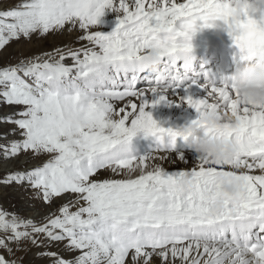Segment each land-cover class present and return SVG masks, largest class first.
<instances>
[{
	"label": "snow or ice",
	"instance_id": "snow-or-ice-1",
	"mask_svg": "<svg viewBox=\"0 0 264 264\" xmlns=\"http://www.w3.org/2000/svg\"><path fill=\"white\" fill-rule=\"evenodd\" d=\"M106 8L121 14L116 29L92 31ZM229 12L230 4L221 0H22L0 10V50L11 41L77 26L85 33L80 39L92 45L0 67V103L20 109L3 122L22 136L0 151L5 158L28 152L50 157L30 171L9 174L3 183L27 184L49 205L74 197L43 223L0 208V250L7 254H0V264H22L17 252H27L28 245L61 243L79 255L74 260L55 251L38 255L53 264H153L154 257L160 264H264V112L249 113L226 87L210 81L200 85L210 88L206 98L180 97L200 115L209 108L232 111L239 125L212 131L233 139L239 151L224 163L199 159L169 172L164 162L188 164L171 151L177 138L188 136L161 127L147 110L168 100L170 89L187 91L196 83H189L191 68L183 59L191 45L175 38ZM238 28L235 43L243 52H264V27L248 17ZM150 47L164 57L155 74L139 66ZM138 133L157 138L160 146L138 155L132 149ZM102 171L110 176L97 178ZM185 176L192 179L187 189L179 184ZM220 176L240 181L242 191L216 209Z\"/></svg>",
	"mask_w": 264,
	"mask_h": 264
},
{
	"label": "clouds",
	"instance_id": "clouds-1",
	"mask_svg": "<svg viewBox=\"0 0 264 264\" xmlns=\"http://www.w3.org/2000/svg\"><path fill=\"white\" fill-rule=\"evenodd\" d=\"M155 3V0H153ZM230 4V12L226 16L218 13L209 20L210 26H198L195 33L188 37H176L178 43H188L191 51L183 59L191 68L196 60L192 39L198 31L214 28L219 32L231 33L234 45L240 55L236 59L234 71L223 78L220 84L226 87L233 99L249 110V113L264 112V52L248 55L235 43L239 32V22L251 17L258 25L264 27V0H221ZM118 13V10L111 9ZM164 62L161 50L157 47L144 49L139 61L140 68L148 73H158ZM212 82V81H210ZM239 125L237 116L232 111L209 108L199 116L198 124H187L180 131L187 134L189 147L194 150L200 160L212 163H224L233 160L239 151L237 143L230 138L214 134L212 130L235 128ZM191 177L185 176L179 184L187 189L191 186ZM220 197L215 202V208H222L228 201H234L241 193V182L234 177L220 176L217 178ZM255 264V262H254Z\"/></svg>",
	"mask_w": 264,
	"mask_h": 264
},
{
	"label": "bare ground",
	"instance_id": "bare-ground-1",
	"mask_svg": "<svg viewBox=\"0 0 264 264\" xmlns=\"http://www.w3.org/2000/svg\"><path fill=\"white\" fill-rule=\"evenodd\" d=\"M179 2H184V0H179ZM0 7H1V5H0ZM104 14H107V16L100 19V22L97 25V28L91 29L92 31L99 30L105 34H109L116 29L117 25L119 24L120 18H122L121 14L117 13L114 10L107 9V8L105 9ZM63 31L50 33V36L48 37V39H49V41H51L50 42V43H52L51 45L56 44V43L60 44V45H58L55 48H51L48 51H45V54H53L54 55L57 49L67 51L68 49L78 50V49L83 48V47H89V48L92 47V45L89 44L88 41L80 39V37L85 34L84 30L80 29L78 34H73L71 32L72 35L69 38H67V37L65 38L64 37L65 35L64 36L62 35ZM81 31L83 34H81ZM192 44L194 46V53L193 54L195 57H198L199 54H201L203 52L215 54L217 51H220V46H216L215 44H213V40H211V39L199 38V37L194 36L192 39ZM225 47H226L225 51L228 52V54L234 53L233 49H234L235 45L233 42H230L228 44V46H225ZM25 48H26V46H25ZM6 56H7V53L4 52L3 55L1 54L0 58L4 59V58H6ZM45 58H47V57L45 56ZM55 58L58 59V57H55ZM65 63L71 64L72 60L70 58H68L65 61ZM209 71H210V69H207V70H191L188 73L189 83L192 80H195L196 83L192 84V86L187 91H185L184 88L170 89L169 92L167 93V95L169 97L168 100L162 101L161 103L156 104L154 107L151 105L149 106V108L147 110L151 112L153 118L159 123V125L161 127L173 128L175 130H180L182 127L186 126L187 124L192 123L194 120H197L199 118L200 114L196 111V109L191 107L190 105H188L186 102L182 101L180 99V97H186L188 95H191L193 97V99L206 98L207 93L210 90V88L201 87L200 85H207L208 82L210 81L207 78V75L205 74V73H209ZM221 83L222 82L219 81L218 83H215V84L219 85ZM142 86L147 87L148 82L147 81L143 82ZM138 87H139V85H138ZM148 99L151 101L153 99V97L149 96ZM120 106H122V103L117 104V107H120ZM132 143H137L136 145H132V149L138 155H147L148 153L154 151L156 148H158L160 146V141L157 140V138L145 137L143 133H138L137 136H135L133 138ZM171 151L173 152L174 155L175 154H182L184 159H186L188 161V164L177 163V164L173 165V164H169L167 162H164L163 166L166 169H168L169 172H178L181 170H186V169L190 168L191 166L195 165L199 160L198 154L189 147L188 142H186L182 137L177 138L176 146ZM12 163L19 165L15 159L13 160ZM35 166L36 165H33L31 167H35ZM103 172L104 171H102V173ZM105 174H107V176ZM104 175L106 176V178H108L110 176V173L104 172ZM102 177H103V175H102ZM115 178H120V177H115ZM0 193H1V189H0ZM60 201L64 202L65 199H58L57 200V202H60ZM66 201H74V200H66ZM73 210H75V208H73ZM50 211H48L47 213H49ZM31 219L33 220L34 217H32ZM28 248H29V250L27 252H24V251H18L17 252V256L23 258L22 264H29L31 262V260L37 255V253L42 249L41 247H33L31 245H28ZM0 254H4V253L2 251H0ZM153 264H160V259L158 257H154L153 258Z\"/></svg>",
	"mask_w": 264,
	"mask_h": 264
},
{
	"label": "rangeland",
	"instance_id": "rangeland-1",
	"mask_svg": "<svg viewBox=\"0 0 264 264\" xmlns=\"http://www.w3.org/2000/svg\"><path fill=\"white\" fill-rule=\"evenodd\" d=\"M21 2L22 0H0V5H1L0 10L14 7L15 5ZM105 16H107V14H104L100 19L104 18ZM79 31L80 29L77 26L76 28L72 29L70 33L72 32L73 34H78ZM70 33L69 31L64 30L62 32V35L63 36L65 35L64 36L65 38L66 37L69 38L72 35V33L71 34ZM81 34H83L82 31ZM49 36L50 34H48L47 36L34 35L31 41H28L26 39H21L19 41H11L9 45H6L3 50H0V56L1 54L3 55L4 52L7 53L6 58L4 59L0 58V67L15 65L21 58H33L37 56L45 58V51H48L49 49L55 48L58 45H60L57 43L53 44L54 46L51 45L52 43H50L51 41H49L48 39ZM19 110L20 109L17 106H9L0 103V145L7 144L12 140L22 139V136H20L18 132L12 131L13 128L16 127L15 125L3 122L4 117L12 116L14 113L18 112ZM136 144L137 143H132V145H136ZM49 158L50 157L48 155H41L37 157L31 152L21 153L19 156L15 158H5L3 152L0 151V186H1L0 208H3L8 212L17 213L25 219H31L32 217H34L33 222L35 221L36 223H43L46 222L45 217H49L54 214H59L57 211L59 207L62 206V204L64 203L70 202L66 200H74L73 196L65 195L62 198L65 199L64 202L63 201L57 202L56 200L54 203L49 205L44 203L40 198H38L36 191L27 184L21 186L16 184L5 185L3 183V180L9 174L18 171H25V172L30 171L35 167L42 166L43 163L47 162ZM14 159L18 162L19 165L12 163ZM33 165L36 166L31 167ZM105 175L107 176V174ZM105 175L104 172L103 173L101 172L97 178L99 179L106 178ZM48 211L50 212L47 213ZM41 248L42 249L40 251L38 250L39 251L38 253L43 251H55L63 258L69 260H74L75 257L79 255L78 251L66 250L64 243H61L59 246H50V247H41ZM0 251L3 252V250ZM38 253L31 260L29 264H53L52 258L39 256Z\"/></svg>",
	"mask_w": 264,
	"mask_h": 264
}]
</instances>
